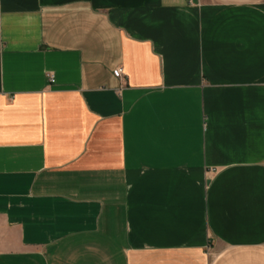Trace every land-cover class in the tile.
I'll use <instances>...</instances> for the list:
<instances>
[{"label":"crops","instance_id":"obj_1","mask_svg":"<svg viewBox=\"0 0 264 264\" xmlns=\"http://www.w3.org/2000/svg\"><path fill=\"white\" fill-rule=\"evenodd\" d=\"M0 264H264V0H0Z\"/></svg>","mask_w":264,"mask_h":264},{"label":"built area","instance_id":"obj_2","mask_svg":"<svg viewBox=\"0 0 264 264\" xmlns=\"http://www.w3.org/2000/svg\"><path fill=\"white\" fill-rule=\"evenodd\" d=\"M115 74L118 76V77H122L123 76V69L122 68H119L117 69V71L115 72ZM50 81L52 83H55V78L53 75L50 76Z\"/></svg>","mask_w":264,"mask_h":264}]
</instances>
